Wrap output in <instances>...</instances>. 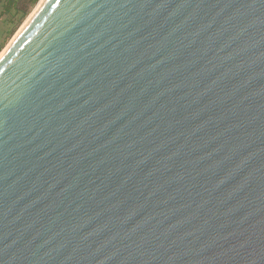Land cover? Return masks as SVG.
Returning <instances> with one entry per match:
<instances>
[{"label": "water", "instance_id": "water-1", "mask_svg": "<svg viewBox=\"0 0 264 264\" xmlns=\"http://www.w3.org/2000/svg\"><path fill=\"white\" fill-rule=\"evenodd\" d=\"M0 264H264V0H40L0 56Z\"/></svg>", "mask_w": 264, "mask_h": 264}, {"label": "rangeland", "instance_id": "rangeland-1", "mask_svg": "<svg viewBox=\"0 0 264 264\" xmlns=\"http://www.w3.org/2000/svg\"><path fill=\"white\" fill-rule=\"evenodd\" d=\"M28 1L29 0H15V2H18L19 7L21 4ZM39 2L40 0L35 3H29L27 6L26 15L18 22H16L17 17H12L8 13L1 14L4 8L0 5V54H2V50L9 43L22 24L26 21L29 15L34 11ZM11 12H13L12 8Z\"/></svg>", "mask_w": 264, "mask_h": 264}, {"label": "trees", "instance_id": "trees-1", "mask_svg": "<svg viewBox=\"0 0 264 264\" xmlns=\"http://www.w3.org/2000/svg\"><path fill=\"white\" fill-rule=\"evenodd\" d=\"M37 1L38 0H29L28 2L21 4L19 7L18 2H15V0H0V5L4 8L1 14L8 13L12 17H17L16 22H18L26 15L28 4ZM11 8L13 9V12H11Z\"/></svg>", "mask_w": 264, "mask_h": 264}, {"label": "bare ground", "instance_id": "bare-ground-1", "mask_svg": "<svg viewBox=\"0 0 264 264\" xmlns=\"http://www.w3.org/2000/svg\"><path fill=\"white\" fill-rule=\"evenodd\" d=\"M0 56H1V54H0Z\"/></svg>", "mask_w": 264, "mask_h": 264}]
</instances>
